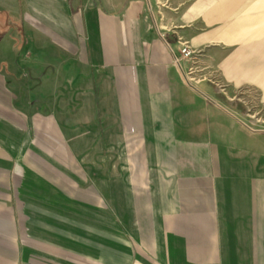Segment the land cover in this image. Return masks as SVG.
Here are the masks:
<instances>
[{
    "label": "crops",
    "instance_id": "1",
    "mask_svg": "<svg viewBox=\"0 0 264 264\" xmlns=\"http://www.w3.org/2000/svg\"><path fill=\"white\" fill-rule=\"evenodd\" d=\"M180 3L0 0V264H264V127L180 56L264 102V12Z\"/></svg>",
    "mask_w": 264,
    "mask_h": 264
},
{
    "label": "rangeland",
    "instance_id": "2",
    "mask_svg": "<svg viewBox=\"0 0 264 264\" xmlns=\"http://www.w3.org/2000/svg\"><path fill=\"white\" fill-rule=\"evenodd\" d=\"M160 3L164 6V8L169 9V10H174L175 9H180L182 7V2L180 5H173V0H159ZM236 5L238 4L240 16L245 15H256L259 13L264 12V0H233ZM235 5V6H236ZM209 7V6H208ZM246 10L242 12V10ZM242 12V13H241ZM260 22H255V42L257 43L260 39L263 40L264 44V29L262 30H257L259 27ZM186 45L192 54V59L189 61H186L181 57L183 61L187 63L186 70L184 72V78L188 84H193L196 85L202 81H213L215 84V88L217 91L224 95V98L228 99L229 103H233L237 106L239 111L241 112L243 118L245 119V122L252 128L258 129V128H263L264 127V102L261 101L260 99V94L258 90L255 88L251 87H242L239 89L235 90H226V86L222 84V82L217 81L214 78V75H207L205 73V69H201L199 67V56L200 52L193 50L190 48L186 43H182V48L183 45ZM184 45V46H185ZM181 51V50H180ZM258 55V54H257ZM263 56V60L261 59V62H264V53L261 54ZM181 56V54H180ZM259 58L256 60L258 62ZM188 69L192 70V77L194 80H189V77H187V72ZM45 169L46 173H57V170H54V167L45 165L43 166ZM55 171V172H52ZM58 175V173L56 174ZM86 187V186H85ZM115 215V214H114ZM100 213H96V219L97 217H100Z\"/></svg>",
    "mask_w": 264,
    "mask_h": 264
},
{
    "label": "built area",
    "instance_id": "3",
    "mask_svg": "<svg viewBox=\"0 0 264 264\" xmlns=\"http://www.w3.org/2000/svg\"><path fill=\"white\" fill-rule=\"evenodd\" d=\"M185 45V44H184ZM183 45V48L181 49L180 51V54H181V57L183 59H185L186 61H189L192 59V54L193 52H191L189 50V48L185 45ZM192 75V70L191 69H188V72H187V77H189V80H194L192 77H190Z\"/></svg>",
    "mask_w": 264,
    "mask_h": 264
}]
</instances>
